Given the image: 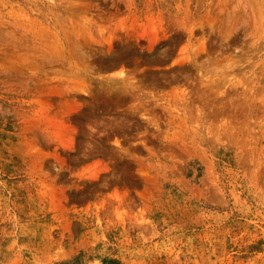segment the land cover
Wrapping results in <instances>:
<instances>
[{
  "label": "rangeland",
  "instance_id": "rangeland-1",
  "mask_svg": "<svg viewBox=\"0 0 264 264\" xmlns=\"http://www.w3.org/2000/svg\"><path fill=\"white\" fill-rule=\"evenodd\" d=\"M0 264H264V0H0Z\"/></svg>",
  "mask_w": 264,
  "mask_h": 264
}]
</instances>
